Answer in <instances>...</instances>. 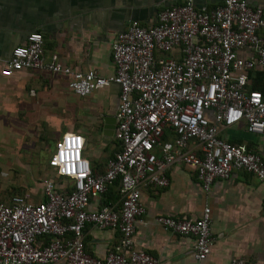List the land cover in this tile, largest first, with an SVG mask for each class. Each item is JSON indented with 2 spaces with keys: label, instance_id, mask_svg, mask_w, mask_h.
Wrapping results in <instances>:
<instances>
[{
  "label": "built area",
  "instance_id": "obj_1",
  "mask_svg": "<svg viewBox=\"0 0 264 264\" xmlns=\"http://www.w3.org/2000/svg\"><path fill=\"white\" fill-rule=\"evenodd\" d=\"M110 58L108 78L75 72L56 55L45 62L42 37L31 32L1 65L3 78L26 70L63 75L79 98L113 84L118 103L117 148L103 172L92 171L84 159V138L65 132L48 162L54 177L41 180V200L23 194L0 203V264H158L133 239L144 214L141 189L165 188L174 164L193 171L204 193L232 172L264 181L261 157L220 135L239 123L248 134L264 133V94L247 89L249 73H264L262 6L183 0L160 10L150 25L128 21L110 43ZM113 184L118 199L102 204ZM154 222L191 238L194 264L204 263L213 246L207 206L196 218L160 215ZM86 226L116 231L119 239L102 257H92L84 250ZM227 264L249 263L232 258Z\"/></svg>",
  "mask_w": 264,
  "mask_h": 264
},
{
  "label": "crops",
  "instance_id": "obj_2",
  "mask_svg": "<svg viewBox=\"0 0 264 264\" xmlns=\"http://www.w3.org/2000/svg\"><path fill=\"white\" fill-rule=\"evenodd\" d=\"M182 1L0 0V67L11 50L24 42L27 34L37 32L42 37L45 62L56 55L59 62L72 71L91 70L108 78L113 74L110 43L117 33L125 30L128 21L150 25L160 10ZM244 1L264 9V0ZM221 2L195 0L196 5L206 7ZM67 82L68 78L63 75L39 70L16 72L8 78L0 76V123L21 112L27 116L33 100L40 106V123L54 122L57 108L63 112L62 122L53 135L46 137L55 143L65 132L79 133L84 138V159L92 171L101 173L117 148L112 136H107L105 121L115 115L118 87L110 84L79 98L69 92ZM29 91L33 96H29ZM50 108L52 113L47 111ZM220 135L226 142L258 154L264 161V133L248 134L244 124L239 123L222 130ZM1 136H5L0 143L4 153L9 136L3 125H0ZM166 176L168 185L165 188L141 189L144 214L135 226L136 247L155 257L158 264H194L192 239L163 231L154 218L160 215L196 218L207 206L213 246L203 264H227L232 258L249 264L264 263V181L242 172H232L228 179L214 181L204 193L194 172L181 164L172 165ZM27 195L41 200V189ZM118 239L116 231L90 226L83 230L84 250L92 257H102Z\"/></svg>",
  "mask_w": 264,
  "mask_h": 264
},
{
  "label": "rangeland",
  "instance_id": "obj_3",
  "mask_svg": "<svg viewBox=\"0 0 264 264\" xmlns=\"http://www.w3.org/2000/svg\"><path fill=\"white\" fill-rule=\"evenodd\" d=\"M29 96H33L30 91ZM28 108L27 116L21 112L0 123L7 128L9 136L6 152L3 153L0 146V203L3 204H7L6 200L10 197L39 192L40 180L54 177L47 165V158L55 143L48 137L57 131L63 112L56 108L54 114L57 117L54 122L40 123V106L36 105L35 100ZM52 110L47 109L50 113ZM4 137H0V143Z\"/></svg>",
  "mask_w": 264,
  "mask_h": 264
},
{
  "label": "trees",
  "instance_id": "obj_4",
  "mask_svg": "<svg viewBox=\"0 0 264 264\" xmlns=\"http://www.w3.org/2000/svg\"><path fill=\"white\" fill-rule=\"evenodd\" d=\"M250 79V84L247 86L249 91H259L264 94V73L261 72H251L248 75ZM18 196V195H16ZM21 196V195H19ZM118 199L115 190V184H113L106 193L101 197L100 201L102 204H107L108 202H115Z\"/></svg>",
  "mask_w": 264,
  "mask_h": 264
},
{
  "label": "water",
  "instance_id": "obj_5",
  "mask_svg": "<svg viewBox=\"0 0 264 264\" xmlns=\"http://www.w3.org/2000/svg\"><path fill=\"white\" fill-rule=\"evenodd\" d=\"M105 124L107 125V131L109 132L107 134V136H112L113 134V130H114V127H115V117H113V119H111L110 121L109 120H106L105 121ZM104 129V128H103ZM106 129V128H105Z\"/></svg>",
  "mask_w": 264,
  "mask_h": 264
}]
</instances>
